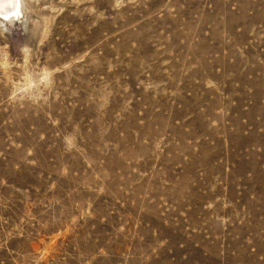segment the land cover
<instances>
[{
    "label": "rangeland",
    "instance_id": "rangeland-1",
    "mask_svg": "<svg viewBox=\"0 0 264 264\" xmlns=\"http://www.w3.org/2000/svg\"><path fill=\"white\" fill-rule=\"evenodd\" d=\"M18 19L0 264H264V0H24Z\"/></svg>",
    "mask_w": 264,
    "mask_h": 264
},
{
    "label": "bare ground",
    "instance_id": "bare-ground-1",
    "mask_svg": "<svg viewBox=\"0 0 264 264\" xmlns=\"http://www.w3.org/2000/svg\"><path fill=\"white\" fill-rule=\"evenodd\" d=\"M23 3H24V0H16L15 7L8 9L5 15H0V20L2 22H9V21H15L18 18L22 17L23 16Z\"/></svg>",
    "mask_w": 264,
    "mask_h": 264
},
{
    "label": "snow or ice",
    "instance_id": "snow-or-ice-1",
    "mask_svg": "<svg viewBox=\"0 0 264 264\" xmlns=\"http://www.w3.org/2000/svg\"><path fill=\"white\" fill-rule=\"evenodd\" d=\"M16 0H0V15H5L6 11L15 7Z\"/></svg>",
    "mask_w": 264,
    "mask_h": 264
}]
</instances>
